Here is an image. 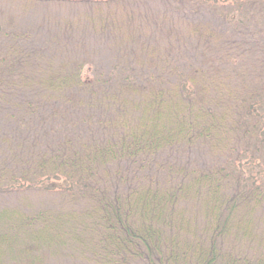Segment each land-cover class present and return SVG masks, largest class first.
I'll return each mask as SVG.
<instances>
[{
	"label": "trees",
	"instance_id": "1",
	"mask_svg": "<svg viewBox=\"0 0 264 264\" xmlns=\"http://www.w3.org/2000/svg\"><path fill=\"white\" fill-rule=\"evenodd\" d=\"M67 3L123 50L84 77L85 62L55 68L33 35L0 30V195L21 199L0 205V264H264V2L245 4L246 65L173 72L170 47L102 15L124 0L21 4L50 20Z\"/></svg>",
	"mask_w": 264,
	"mask_h": 264
},
{
	"label": "rangeland",
	"instance_id": "2",
	"mask_svg": "<svg viewBox=\"0 0 264 264\" xmlns=\"http://www.w3.org/2000/svg\"><path fill=\"white\" fill-rule=\"evenodd\" d=\"M124 1L127 4L126 8L120 9L118 5L115 7L109 5L102 10V15L116 12L118 16H122L121 19L131 17L134 26L135 24L138 27L141 26V32L138 31V33L156 47L157 53L163 54L165 48L170 47L168 65L173 66V69L169 68L167 71L187 70L191 66L200 64L201 56L216 58L219 63L231 62L237 65H246V62L250 60L247 51L243 52L241 58L234 55L238 45L243 49L249 43L239 41L244 28L242 23L247 24L249 28L252 27L249 15L245 18V14H248L245 4L250 0H186L185 6L175 4V6L171 5L173 8L149 0H134V6L131 2L133 0ZM21 3L22 0H0V30L5 29L17 35L11 39V42L16 41L18 35L22 36V31L33 35L30 40L36 42V46L45 44L46 51L40 50L41 56L42 58L43 55L48 56L47 59L55 68L59 69V66L67 61L85 62L82 71L84 77L91 76L93 70L90 68L95 70L101 68L103 69L101 72L116 70L117 63L112 59L115 51L117 55L123 49L118 46L117 41L110 38L108 32H99L90 27L88 20L90 21L93 12L87 13L84 7L69 3L59 6L51 5L46 9L50 11V20H44L42 19L44 13L34 11L33 7L23 9ZM3 9H5V18L1 14ZM255 10L252 8L249 14L255 15L257 13ZM11 15L15 18L12 20L13 23L8 25L7 20ZM262 17L257 24L264 28V15ZM66 24H73L72 31L71 28L65 29ZM69 30L70 35L66 36L65 32ZM3 34V31H0L2 46L8 44ZM125 34L126 29H122L120 36ZM136 71L142 72V70ZM21 76L20 72L17 79ZM46 101H44L45 107L47 103L56 105L53 99ZM98 115L101 116V111ZM1 122L2 119L0 124ZM17 198L21 200L14 195L10 197L0 195V205L12 203ZM32 199L34 196H31Z\"/></svg>",
	"mask_w": 264,
	"mask_h": 264
}]
</instances>
